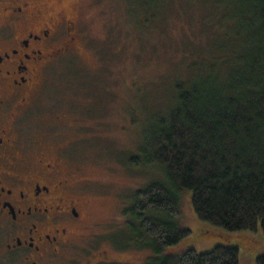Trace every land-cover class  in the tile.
I'll return each instance as SVG.
<instances>
[{"label":"rangeland","instance_id":"rangeland-1","mask_svg":"<svg viewBox=\"0 0 264 264\" xmlns=\"http://www.w3.org/2000/svg\"><path fill=\"white\" fill-rule=\"evenodd\" d=\"M206 2L154 0L141 7L128 0H66L68 16H79L81 51L70 52L67 63H54L30 123L45 127L47 138L57 136L53 153L60 150L64 169L88 180L79 192L88 203L90 231H97L98 223L101 232L112 223L123 230L124 205L129 209L138 190L164 181L162 168L138 154L150 128L174 105V84L195 72L190 61H211L207 18L212 9ZM137 156L141 164L131 160ZM191 197V192H181L177 221L192 233L167 253H208L227 245L240 249V264H258L264 231L228 233L206 223ZM128 221L129 235L134 228ZM131 244L129 238L130 251L115 246L112 251L130 261L125 264H148L151 251Z\"/></svg>","mask_w":264,"mask_h":264},{"label":"trees","instance_id":"trees-1","mask_svg":"<svg viewBox=\"0 0 264 264\" xmlns=\"http://www.w3.org/2000/svg\"><path fill=\"white\" fill-rule=\"evenodd\" d=\"M204 5L212 9L211 61H190L195 72L174 84V105L146 134L142 157L131 159L146 157L164 171V181L138 190L127 209L132 239L154 251L150 264H240V249L227 245L167 253L192 233L177 221L184 190L200 220L228 233L264 231V0Z\"/></svg>","mask_w":264,"mask_h":264},{"label":"flooded vegetation","instance_id":"flooded-vegetation-1","mask_svg":"<svg viewBox=\"0 0 264 264\" xmlns=\"http://www.w3.org/2000/svg\"><path fill=\"white\" fill-rule=\"evenodd\" d=\"M65 3L0 0V264L130 262L112 251H130L126 205L124 231L115 223L90 231L79 192L88 180L64 169L60 150L53 153L57 136L30 123L54 63L81 51L79 16H68ZM132 243L151 251L149 264L153 249Z\"/></svg>","mask_w":264,"mask_h":264}]
</instances>
